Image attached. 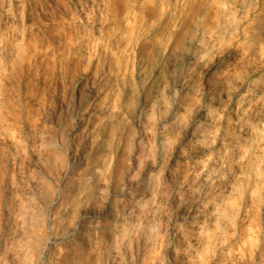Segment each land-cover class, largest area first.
I'll return each instance as SVG.
<instances>
[{"label":"clouds","instance_id":"9594fccd","mask_svg":"<svg viewBox=\"0 0 264 264\" xmlns=\"http://www.w3.org/2000/svg\"><path fill=\"white\" fill-rule=\"evenodd\" d=\"M34 2L0 0V264H264V0Z\"/></svg>","mask_w":264,"mask_h":264},{"label":"rangeland","instance_id":"374dc122","mask_svg":"<svg viewBox=\"0 0 264 264\" xmlns=\"http://www.w3.org/2000/svg\"><path fill=\"white\" fill-rule=\"evenodd\" d=\"M87 2L89 3V5L91 4V0H87ZM115 2H116L115 9H117L118 7L121 8V14L118 17L120 18L122 16L127 15V8L123 4L122 0H115ZM34 7H36L34 0H33L32 4H25L26 15H30L31 12H32V9ZM45 7L49 10L50 13L56 14L58 18L62 16L63 19L68 24H71L72 23L73 14L77 11V9L79 7V0H47V3L45 4ZM69 9H71V11H69ZM132 23H135V22L132 21ZM63 31H68V29H63ZM69 35H72V33H69ZM57 47H58L57 43L50 42L48 44L47 49H45L47 54L49 56H51L52 63L54 65L57 64V57L56 56H52V52ZM113 52L115 53L114 58L116 59L117 66H119V59H118L119 53H116L115 48H113ZM47 66L48 65L45 64V67H47ZM69 71H70V75H71L72 79H76L80 75L79 65L78 64H75V68L73 70L72 64L70 63ZM36 80L38 82L37 87L40 89V91L37 92V91L34 90L32 95H33V97L38 98V100H39V102L41 104H43L44 106H47V104L49 102V95H48V92L44 90V83L47 82L49 84V86H53L54 85V81L51 78H49V77H45L43 75L42 71H37ZM68 91H69V89L66 88L65 89V95H67Z\"/></svg>","mask_w":264,"mask_h":264},{"label":"bare ground","instance_id":"6f19581e","mask_svg":"<svg viewBox=\"0 0 264 264\" xmlns=\"http://www.w3.org/2000/svg\"><path fill=\"white\" fill-rule=\"evenodd\" d=\"M110 11H111V9H110ZM115 13H116L117 17L120 16V14H121V8L118 7L117 9H115ZM145 16L147 17V13H145ZM134 22L136 23L137 21H134Z\"/></svg>","mask_w":264,"mask_h":264}]
</instances>
